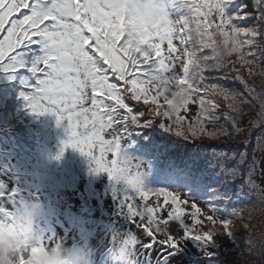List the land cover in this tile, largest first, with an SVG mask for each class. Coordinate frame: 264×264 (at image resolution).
Returning <instances> with one entry per match:
<instances>
[{
	"label": "rangeland",
	"instance_id": "rangeland-1",
	"mask_svg": "<svg viewBox=\"0 0 264 264\" xmlns=\"http://www.w3.org/2000/svg\"><path fill=\"white\" fill-rule=\"evenodd\" d=\"M131 1L136 7L133 19L139 29L136 32L134 26L127 29L130 42L141 43L140 36L158 42L163 62L172 65L173 61L177 73L183 74L178 81L185 83L186 92H169L174 93L169 99L158 97L153 91L145 97L142 95L141 99L136 95L135 100L130 98L136 117L143 122L135 125V134L140 138L130 144L132 147L144 141L146 153L142 155L145 150L139 152L128 147L118 150L117 142L120 145L123 139L120 132L107 129L105 125L101 129L92 118L96 106L88 102L91 100L89 86L90 77L96 75H89V66L80 58L78 48L82 37L79 36L80 24L75 20L78 15L88 26L100 24L101 20L120 12L122 0H80L78 3L50 0L42 14L51 19L45 26L54 33H47L44 43L45 52L55 54V58L51 60V67L40 66V74L36 71L31 81H41L44 72L49 73L45 90L35 89L32 96L42 98L40 100L50 107L48 110L54 109L51 111L54 124L42 137L58 138H51L52 152L43 158L47 167L35 174L31 186L24 182V191L40 187L38 193L48 195L43 201L31 199L20 207L17 227L10 223L6 228L14 232L12 239L0 233V264H41L39 261L97 264L85 259L89 257L85 249L92 239H80L90 231L85 221L86 212L95 218V223L110 231L106 242L118 245V249L113 246L108 253L109 259L118 257L116 251L132 253L143 243L144 239H140L137 232L140 230L128 229L133 226L144 230L147 227L158 242L175 239L183 230L193 237L204 238V245L209 243L208 248L214 251L207 264H264V32L256 13L247 0L249 9L243 0H225V9L231 13L233 24H240L236 36L226 38L231 39L229 42L224 40L216 32H226L215 29L212 22L206 30L212 50L204 65L193 55L184 64L179 60L180 52L177 57L171 55L172 46H179L177 10L172 8V3L149 0L157 18L151 23L146 1ZM92 33L95 38L99 37L97 29ZM198 62L201 69L194 77L196 68L193 66L199 67ZM236 67L246 73L240 75L244 79L240 82L242 90L234 86L230 89L232 80L226 78L227 72ZM188 94L198 100L199 112L193 117L184 111ZM48 110L41 113L37 110L36 118L45 120ZM164 115L171 119L170 126L157 124V119ZM2 119L0 117V121ZM96 125L101 131H96ZM15 128L9 126L0 131L15 133L17 131L12 130ZM232 134L233 138L229 136ZM106 137L110 141L103 140ZM36 141L37 147L43 148L38 138ZM49 145L44 146V150ZM34 152L35 148L26 153ZM180 152L192 155V161L200 164H183V168L170 175L162 166L165 162L177 165ZM133 157L137 158L135 162ZM139 160L153 166L150 174L141 173L142 177H137V182L129 189L133 197H140L135 201L124 197L126 186L121 178L133 174ZM16 171L20 169L17 167ZM144 171L148 170L141 172ZM164 172L171 179L179 180L180 186L173 190L156 178V173L166 176ZM11 173L14 175L13 169ZM0 185L5 184L0 182ZM109 188H120L117 192L124 200L112 201L115 192H110ZM80 204H84L85 209L80 210ZM234 212L236 216L231 221L229 215ZM152 213L153 219L149 216ZM9 214L1 212L4 219L0 223L5 225L10 220ZM228 233L233 236L235 247L222 249L218 244L228 242Z\"/></svg>",
	"mask_w": 264,
	"mask_h": 264
},
{
	"label": "trees",
	"instance_id": "trees-1",
	"mask_svg": "<svg viewBox=\"0 0 264 264\" xmlns=\"http://www.w3.org/2000/svg\"><path fill=\"white\" fill-rule=\"evenodd\" d=\"M49 1L0 0V117L4 118L0 121V130H6L10 126L16 127L12 130L17 131L15 133L0 131V182L5 184L2 187L0 185V222H3L2 219H4L1 212L10 213V220H7L5 225L0 223V227H2L0 233L5 238L10 237L9 239L14 237V232L9 229L6 230V228L9 227L10 223L17 227L20 207L31 199L43 201L45 196L48 195V193H38L40 187L34 191H24V182L31 186L36 179L35 174L47 167V165H44L43 158L52 152L54 143L50 141L51 138H58L56 136L42 137L46 129L50 132L51 126L54 124L53 114H51L54 109L48 110L50 107L46 105L44 100H40L42 98L32 96L35 89L42 88L41 91L45 90V86H47L50 79L49 73L45 71V76L41 81H31L34 78L32 75L36 71L40 74V66L44 68L51 67V60L55 58V54L45 52L47 46L44 43L45 35L54 33L52 29L45 26V23L51 21V19L46 16L43 17L42 14L43 8L48 6ZM167 1L171 2L172 8L177 10L175 15L176 24H178L176 37L179 46H172L171 55L177 57L180 52L179 60L184 61V64L191 60L193 55L196 60L201 61L204 65L203 61L209 57L212 50L210 47L211 42L206 37V30L208 31L212 22L215 29L220 28L221 31L226 32L216 33L228 42L231 39L226 38H229V36L235 37V32L240 27L238 22L237 25H235L236 23L233 24L231 13L228 14L225 9V0ZM243 1L245 2V0ZM78 2L80 0H77ZM244 4L249 9L247 2ZM135 9L133 1L122 0L121 10L119 13L112 15L113 19H103L100 24L93 23L88 26V23L77 15L75 21L80 24L78 26L80 29L79 36L82 37L78 48L80 58L84 60L86 67L89 66V75L92 73L96 75L95 78L90 77L89 86L91 100L88 102L90 105L94 104L96 106L93 108L94 115L92 118L98 121L101 129L105 125L107 129L120 132L123 139H120V145L117 142L118 150L119 148L122 150V148L128 147L140 152L143 149L145 150L144 153L141 152L143 155L146 153L144 141H140L132 147L130 144L131 141L135 142L140 138L135 134L137 129L135 125L143 124L140 118L136 117V109L130 104L132 103L130 98L134 100L136 98L141 99L142 95L145 97L148 92L153 91L156 92L158 97L162 96L163 99H169L170 96L174 95V93L169 94V92L185 93L186 87L183 81H178L181 80L183 74L179 75L177 73L173 61L172 65H166L161 59L158 42L144 36H140L141 43L133 45L130 42L131 37L127 29L130 26L135 27V32L139 29L133 19ZM95 29L99 32L98 38H95L92 33V30ZM138 45L139 47H137ZM198 64L199 67L193 66V68H196L193 74L194 77L199 75L198 70L201 69V63L198 62ZM210 68L209 66L207 69L210 70ZM237 68L239 67L228 71L226 78L232 80L230 89L234 86L242 90L240 82L244 79L240 75H246V73L241 68L240 70H237ZM202 69L203 77H205L206 68L203 66ZM220 73H223V71L221 70ZM175 80L178 82L176 83ZM195 83L197 85L203 84ZM162 88L165 90L161 91ZM26 97L28 98L26 99ZM185 99L188 101L184 111L187 115L190 114L193 117L196 112H199L198 100L190 94L185 95ZM36 107L39 109H35ZM45 109L50 114L46 111V119L40 121L38 117L36 118V115H38L37 110L41 113ZM157 121V124L164 127L170 126L169 124L172 123L166 115L160 117ZM98 125H96V131H101ZM163 132L169 136L167 132ZM229 136L233 138V134ZM36 138L43 144V148L39 149L37 147ZM103 140L110 141L108 137ZM48 144L51 145L44 150V146ZM33 148H35L34 154L26 153ZM184 153L180 152L177 165L172 166L169 162H165L162 167L172 175L177 173L178 168H183V164L188 166L190 163L193 165L199 163L192 161V155ZM136 159V157H133L134 162ZM137 163L138 167L133 174L124 175L121 178L126 186L123 193L124 197L134 200L140 197H133L129 189L137 182V177H142L141 173L150 174L153 166L151 164L147 166L149 163L145 164L143 160H139ZM17 167L20 169L18 172L16 171ZM12 169L14 175H11ZM143 169L148 171L141 172ZM112 171L114 172L115 169ZM113 172L110 174L112 178L114 176ZM153 175L154 173L151 176L153 177ZM157 175L156 173V178L167 184L168 188H174L173 190H175L180 186L179 180L171 179L166 172L163 174L166 176ZM18 186L23 189L21 187L15 189ZM110 188V192L111 190L115 192L111 200L120 201L122 196L117 192L120 188ZM191 189L195 188L192 187ZM147 200L151 201L150 199ZM84 204H80V210L85 209ZM83 212L85 211L83 210ZM84 214L88 216L85 221L86 225L90 226V231L85 232V236L80 239H92L89 240L90 245H87L85 249L90 252H88L89 257L85 258L88 259V262L93 261L97 264H207L208 257L214 255V251L208 248L210 247L209 243L204 245V238L193 237L186 230H183L182 234L175 239H164L158 242L155 236L151 237L150 232L146 230L147 227L144 230L142 227L135 228L132 226L128 229L140 230L137 232L141 235L140 239H144L143 243L136 246L132 253L119 254L116 251L118 257L109 259L107 257L108 253L111 252L113 246L118 249V245L114 242L107 243L105 239L110 231L104 230L101 225L95 223V218H92L89 212ZM149 216L151 219L155 218L154 213ZM235 216L236 212L230 214L229 220L232 221ZM81 229L79 228V230ZM232 237L231 233H228V242L218 245L222 249L235 247V240L233 241ZM96 239H99V241L97 242ZM112 239L114 238L112 237ZM39 262L47 264L44 261Z\"/></svg>",
	"mask_w": 264,
	"mask_h": 264
},
{
	"label": "bare ground",
	"instance_id": "bare-ground-1",
	"mask_svg": "<svg viewBox=\"0 0 264 264\" xmlns=\"http://www.w3.org/2000/svg\"><path fill=\"white\" fill-rule=\"evenodd\" d=\"M145 1H146L147 10H148V12H150V17H149L150 22L151 23L156 22L157 18L155 16V13L153 12V10L149 6V0H145ZM252 1H254V7L256 9H258L259 11L264 9V1H262V0H252ZM146 6H145V8H146ZM75 65H74V67L77 68L76 63H75Z\"/></svg>",
	"mask_w": 264,
	"mask_h": 264
},
{
	"label": "water",
	"instance_id": "water-1",
	"mask_svg": "<svg viewBox=\"0 0 264 264\" xmlns=\"http://www.w3.org/2000/svg\"><path fill=\"white\" fill-rule=\"evenodd\" d=\"M262 1H264V0H262ZM247 2H248L249 5L251 6L252 11L256 13V15H257V17H258V20H259V23H260V25H261V27H262V30H263V32H264V9L261 10V11H259L258 9H256V8L254 7V1H252V0H247Z\"/></svg>",
	"mask_w": 264,
	"mask_h": 264
}]
</instances>
